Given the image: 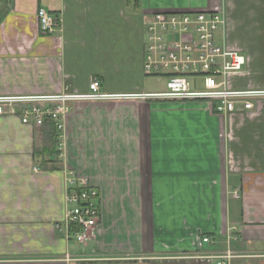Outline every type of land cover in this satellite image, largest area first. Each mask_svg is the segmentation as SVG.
<instances>
[{
	"label": "crops",
	"instance_id": "0c3cea01",
	"mask_svg": "<svg viewBox=\"0 0 264 264\" xmlns=\"http://www.w3.org/2000/svg\"><path fill=\"white\" fill-rule=\"evenodd\" d=\"M42 8L62 20L53 35ZM216 11L219 43L248 59L231 85L264 88V0H0V96L85 94L94 79L110 95L164 93L144 73L143 16ZM62 144V169L45 170L44 133L0 117V264H215L227 251L264 264V102L227 117L198 101L79 102ZM69 172L100 192L85 250L57 230Z\"/></svg>",
	"mask_w": 264,
	"mask_h": 264
},
{
	"label": "built area",
	"instance_id": "2783aa9c",
	"mask_svg": "<svg viewBox=\"0 0 264 264\" xmlns=\"http://www.w3.org/2000/svg\"><path fill=\"white\" fill-rule=\"evenodd\" d=\"M39 29L43 35H53L61 28L62 20L42 8L38 12ZM226 24L220 11L199 13H156L143 16L145 47L143 69L147 77H165L164 93L110 95L101 91L94 79L88 93L0 96V117H18L23 125L44 127L52 123L59 134L62 151L65 119L75 104L108 100H170L198 101L227 117L238 112L253 111L264 88L237 89L231 79L244 73L248 59L240 51L222 45L218 33ZM203 79L204 90L196 88L190 79ZM18 106L23 109L18 111ZM38 170V169H36ZM65 219L57 230L68 241L88 244L97 236L100 224V192L87 178L69 172L66 179ZM204 243L210 239L203 238ZM215 264H231L235 255L230 251L208 256Z\"/></svg>",
	"mask_w": 264,
	"mask_h": 264
},
{
	"label": "trees",
	"instance_id": "16d2710c",
	"mask_svg": "<svg viewBox=\"0 0 264 264\" xmlns=\"http://www.w3.org/2000/svg\"><path fill=\"white\" fill-rule=\"evenodd\" d=\"M127 1L135 2V3L138 2V0H127ZM43 133L46 136L47 140L51 143V145L47 146L48 148L45 147L42 151L36 150L34 152V157L38 161L39 158L43 156H48L50 157L53 166L48 167L45 161L42 162L41 167L48 171L61 170L62 168L57 166L59 163V157L62 154V151L59 149V134L57 132V129L52 123H47L43 127Z\"/></svg>",
	"mask_w": 264,
	"mask_h": 264
},
{
	"label": "rangeland",
	"instance_id": "374dc122",
	"mask_svg": "<svg viewBox=\"0 0 264 264\" xmlns=\"http://www.w3.org/2000/svg\"><path fill=\"white\" fill-rule=\"evenodd\" d=\"M221 30V29H220ZM219 34V33H218ZM152 80H153V82H152V84H153V87L154 88H161V87H164V86H166V78L165 77H153V78H151ZM190 82L193 84V83H195L196 82V88L198 89V90H204V86H203V79L202 78H199V79H195V78H192V79H190ZM14 96H20V95H14ZM261 102H264V99H261ZM18 111H20L21 109H23V107L22 106H18ZM238 113H241V112H238ZM35 130H36V132L38 133V134H40L41 135V133L43 132V127H40V128H38V127H34V126H32ZM239 194V192L238 191H236L235 192V195H238ZM71 246H73V247H76V249H82V250H85L84 249V246H85V244H78V243H76V241H72V243H71Z\"/></svg>",
	"mask_w": 264,
	"mask_h": 264
}]
</instances>
